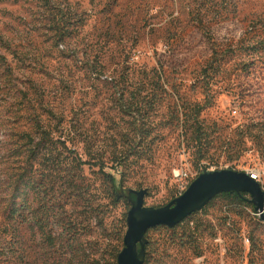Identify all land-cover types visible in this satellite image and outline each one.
Listing matches in <instances>:
<instances>
[{
    "label": "rangeland",
    "instance_id": "1",
    "mask_svg": "<svg viewBox=\"0 0 264 264\" xmlns=\"http://www.w3.org/2000/svg\"><path fill=\"white\" fill-rule=\"evenodd\" d=\"M196 106L206 156L190 128ZM36 123L84 160L102 159L119 193L147 190L148 207L206 171L261 174L264 190V0H0V220L24 165L20 136ZM99 171H69L74 183L61 185L37 163L27 244L0 247V264H114L128 208ZM49 201L51 221L63 214L73 230L53 248L31 223ZM206 208L176 230L153 229L145 263L264 264L256 212L223 198Z\"/></svg>",
    "mask_w": 264,
    "mask_h": 264
},
{
    "label": "trees",
    "instance_id": "2",
    "mask_svg": "<svg viewBox=\"0 0 264 264\" xmlns=\"http://www.w3.org/2000/svg\"><path fill=\"white\" fill-rule=\"evenodd\" d=\"M4 59V57L2 58ZM202 112V108L200 106H196L193 108V113L190 117L192 124L190 128H194V135L195 140L198 144H202V148L199 150L200 154L206 156L209 153L207 147L203 145V136H204V125L200 121L199 117ZM189 127V126H188ZM36 134H22L21 138V145L16 150V157L19 160H23L24 165L20 167V172L18 173L13 186L12 191L10 194L6 195L5 197V204L6 208L3 212L2 220H0V247L7 248V249H22L26 246L27 241L20 232V230L26 225L27 217H25L28 201L27 195H29V190H35V194H39L40 191L39 183L33 177V171L35 169V165L41 161L47 164L52 168L54 171H57L56 177H60L58 184L60 182L61 185L68 184L69 186L72 185L73 179L72 175L70 176V172L72 171L77 172L78 174L82 173L84 167L87 165H91L94 167L100 168V173L103 176V179L106 181L109 187V194L112 197L114 202L123 201L128 208V212L131 209V205L129 201L123 197L122 191L119 193L120 186H122V180H118L114 173H107L105 168L107 164L98 158H92L90 161L84 160L82 157L79 156L73 149H71L68 145V141L64 140V138H56L53 135V132L49 129H46L44 125L41 123H36L35 125ZM207 146V145H206ZM88 154H90L88 152ZM92 156V155H88ZM203 156V157H204ZM96 160V161H94ZM203 160V159H202ZM113 163H117L121 166V163L118 160L113 161ZM66 172H69L68 174ZM32 173V174H31ZM247 194L238 195L236 193H226L217 196L212 202L209 203L207 206L210 207L215 200L223 198L234 203L243 205L245 207L250 208L253 212H255V208L253 204L246 198ZM42 199V198H41ZM45 200V199H42ZM60 205V203H59ZM54 204L45 203L44 207H42L43 215L44 216H35L33 217L34 223L33 228H37L39 232V238L42 242L46 243L50 248L55 247L56 241L58 239H62L64 234L70 236L73 231L66 223H64L65 219L63 214L59 216V218H55L54 221H51L49 215L51 211H54ZM60 207V206H59ZM64 208V207H62ZM206 208V209H207ZM195 215V214H194ZM192 215V216H194ZM127 216L128 213L125 214L123 219V228L127 229ZM184 223V222H183ZM182 223V224H183ZM182 224L178 225L177 227L181 226ZM58 226V228H62V235L59 237L54 235L53 227ZM175 228H167V227H158L155 229L164 228L167 230H176ZM59 228V229H60ZM153 230V229H152ZM150 230L147 234L148 245L146 247V263L149 258V248L151 246V242L149 241V233L152 231ZM122 250H116L114 255V264L118 263V256ZM145 263V264H146Z\"/></svg>",
    "mask_w": 264,
    "mask_h": 264
},
{
    "label": "water",
    "instance_id": "3",
    "mask_svg": "<svg viewBox=\"0 0 264 264\" xmlns=\"http://www.w3.org/2000/svg\"><path fill=\"white\" fill-rule=\"evenodd\" d=\"M122 192L131 209L127 216L124 248L118 256L117 264H145L147 234L150 230L158 227L175 228L192 215L203 211L222 194L250 195L249 201L264 222V190L248 172L232 169L206 171L199 175L183 194L160 208L146 206L147 190H130L127 194L124 190Z\"/></svg>",
    "mask_w": 264,
    "mask_h": 264
},
{
    "label": "built area",
    "instance_id": "4",
    "mask_svg": "<svg viewBox=\"0 0 264 264\" xmlns=\"http://www.w3.org/2000/svg\"><path fill=\"white\" fill-rule=\"evenodd\" d=\"M249 173V172H248ZM249 175L251 176L252 179H254L256 182L260 181L261 178V174H255L253 172H250ZM260 183V182H259ZM184 193V192H183ZM181 193V194H183Z\"/></svg>",
    "mask_w": 264,
    "mask_h": 264
}]
</instances>
